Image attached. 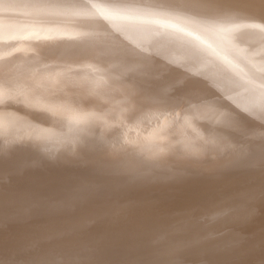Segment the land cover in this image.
<instances>
[{"label": "bare ground", "instance_id": "obj_1", "mask_svg": "<svg viewBox=\"0 0 264 264\" xmlns=\"http://www.w3.org/2000/svg\"><path fill=\"white\" fill-rule=\"evenodd\" d=\"M184 3L0 0V101H15L0 103L4 260L53 246L50 233L72 228L79 231L60 247L92 242L113 264L194 241L191 261L208 258L203 251L223 262L260 259L258 158L232 162L222 116L185 89L259 102L264 30L245 13ZM121 57H155L167 97L122 75ZM85 184L96 195L77 211L70 201ZM245 233L251 253L223 250Z\"/></svg>", "mask_w": 264, "mask_h": 264}, {"label": "snow or ice", "instance_id": "obj_2", "mask_svg": "<svg viewBox=\"0 0 264 264\" xmlns=\"http://www.w3.org/2000/svg\"><path fill=\"white\" fill-rule=\"evenodd\" d=\"M185 8L209 9L212 12H242L250 15L253 19H258L259 24H254L252 27H257L264 30V0H247L243 4L226 3L225 0H185L182 5ZM259 12L256 15V12ZM159 61L155 57H139L129 61L121 57L122 75L133 74L138 78V87L143 88L145 84L154 85V90L161 100H164L169 91L170 85L166 79L157 74L155 65ZM199 92L196 98L213 106L222 116V127L218 129L225 134L226 142L231 145L234 163L246 162L248 159L258 158V163L262 171V182L260 198L264 201V94H262L259 102H255L249 98L236 94V99L225 97L212 89H197L193 85L192 89H185L186 95H193ZM15 102L9 96L0 101L5 105H10ZM98 147V146H97ZM96 195V190L92 185H81L75 190L70 201V206L77 211L84 205H87ZM249 199H255V193L247 194ZM254 219V213H253ZM79 231L77 228L70 230L53 231L49 235V239L59 243L53 246L40 248L38 245H32L31 250H24L22 254H18V258L4 260L0 256V264H84L83 253H88L89 264H113V262L105 261L99 258L98 246L92 242L81 248L80 250L60 247V245L70 244L74 238V234ZM250 234L245 233L231 243L223 246V250L231 252L245 251L251 253L254 250L255 244L249 239ZM198 243L178 245L170 243L167 247L160 251L157 258L140 259L132 261H121L117 264H264V230H262L260 240V259L247 261H228L223 262L211 257L215 255L213 251H203L202 255L208 257L191 261L187 258V250L197 248ZM162 256V258H159Z\"/></svg>", "mask_w": 264, "mask_h": 264}]
</instances>
